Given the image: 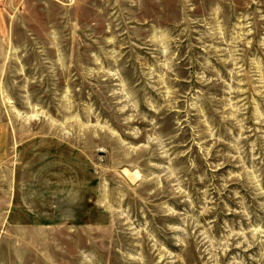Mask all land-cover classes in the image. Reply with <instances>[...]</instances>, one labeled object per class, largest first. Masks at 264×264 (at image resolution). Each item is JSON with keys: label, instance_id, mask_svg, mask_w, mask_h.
I'll use <instances>...</instances> for the list:
<instances>
[{"label": "rangeland", "instance_id": "1", "mask_svg": "<svg viewBox=\"0 0 264 264\" xmlns=\"http://www.w3.org/2000/svg\"><path fill=\"white\" fill-rule=\"evenodd\" d=\"M0 264H264V0H0Z\"/></svg>", "mask_w": 264, "mask_h": 264}, {"label": "built area", "instance_id": "2", "mask_svg": "<svg viewBox=\"0 0 264 264\" xmlns=\"http://www.w3.org/2000/svg\"><path fill=\"white\" fill-rule=\"evenodd\" d=\"M76 0H61L62 3L64 4H73Z\"/></svg>", "mask_w": 264, "mask_h": 264}]
</instances>
